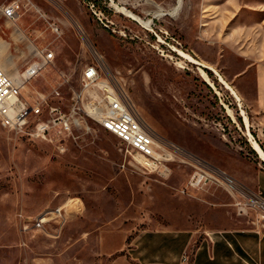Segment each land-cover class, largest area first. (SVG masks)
Masks as SVG:
<instances>
[{
	"label": "rangeland",
	"instance_id": "374dc122",
	"mask_svg": "<svg viewBox=\"0 0 264 264\" xmlns=\"http://www.w3.org/2000/svg\"><path fill=\"white\" fill-rule=\"evenodd\" d=\"M12 1L21 6L16 21L0 15V66L21 74L32 48L54 53L26 96L50 92L62 78L65 108L85 67L97 65L157 140L177 151L166 172L143 174L124 164L113 135L94 126L52 142L0 126V264H105L98 261L102 230L112 246L127 234L128 249L146 231L264 224L251 202L264 200V158L251 143L264 155V133L250 66L264 64V0H181L174 16L163 17L176 0H0V8ZM199 170L226 174L235 191L213 182L182 194ZM59 207L69 214L56 238L31 228L30 219Z\"/></svg>",
	"mask_w": 264,
	"mask_h": 264
},
{
	"label": "built area",
	"instance_id": "2783aa9c",
	"mask_svg": "<svg viewBox=\"0 0 264 264\" xmlns=\"http://www.w3.org/2000/svg\"><path fill=\"white\" fill-rule=\"evenodd\" d=\"M20 6L19 1H12L1 7L0 13L5 20L16 21ZM53 31L57 32V29L53 28ZM53 60L51 50L35 48L18 77L8 75L0 68L1 128L31 140L52 142L54 137L72 138L77 131L91 134L94 126L115 137L124 164L143 174H163L168 170L167 164L174 160L177 150L157 140L127 92L119 83L101 78L97 65L85 67L79 89L71 91L69 104L65 108L61 104L60 88L66 81L62 78L50 92L33 91L32 96H26V85ZM213 182L229 193L235 191L232 178L226 174L199 170L190 177L181 193ZM65 213L69 214L63 207L45 210L30 219L31 228L45 233L47 237L56 238L55 233H60L66 222ZM53 225L55 228L49 229L53 233L48 232Z\"/></svg>",
	"mask_w": 264,
	"mask_h": 264
},
{
	"label": "crops",
	"instance_id": "0c3cea01",
	"mask_svg": "<svg viewBox=\"0 0 264 264\" xmlns=\"http://www.w3.org/2000/svg\"><path fill=\"white\" fill-rule=\"evenodd\" d=\"M250 66L254 70V103L264 133V64L253 61ZM127 238V234L120 235L117 244L112 246L102 230L98 261L105 264H264V224L221 230L191 227L146 231L133 239L128 249Z\"/></svg>",
	"mask_w": 264,
	"mask_h": 264
},
{
	"label": "bare ground",
	"instance_id": "6f19581e",
	"mask_svg": "<svg viewBox=\"0 0 264 264\" xmlns=\"http://www.w3.org/2000/svg\"><path fill=\"white\" fill-rule=\"evenodd\" d=\"M180 4H181V0H176V6H175V8L172 10V12H161L158 16L159 17H163V16H165V15H168V16H174L175 15V13H176V11L179 9V7H180ZM117 9L118 10H120V11H122L123 12V14H124V16H126V17H128V18H130V19H132L134 22H136V23H138L139 25H141V27H143V28H145L146 30H151V23L148 21H144V20H142V19H140L138 16H136V15H134V14H132L131 12H129V11H127V10H125V9H123V8H118L117 7ZM23 36L21 35V38H22ZM23 39H25L24 37H23ZM2 49V47H0V50ZM34 51H35V48H32V51H31V53H29L30 55H32L33 53H34ZM183 55V54H182ZM190 63H194V64H199L201 67H206L205 69H209L210 70V67H208V66H202V64H200L199 62H197L196 60H194L193 58H191L190 56H187V55H183ZM1 65H3L2 63H1ZM8 66H9V64H7ZM0 68L4 71V72H6V68H5V66L3 65L2 67L0 66ZM13 68V70H14V74L13 75H11V76H13V77H18L19 76V72L18 71H16V69H15V67L13 66L12 67ZM7 73V72H6ZM29 73V72H28ZM28 73H25V75H27ZM8 74V73H7ZM216 74V76H218V78H219V81H220V83L225 87V89H227V90H229L230 91V93H231V95L237 100V101H239L240 99H239V97H238V95L236 94V92L217 74V73H215ZM9 75V74H8ZM39 75V74H38ZM201 75H202V78H203V80L206 82V83H208V84H212L211 82H210V80H209V78H208V76L201 70ZM242 113H243V111H242ZM244 115V114H243ZM244 117V121H245V125H246V127L248 128V121H247V118H246V116L244 115L243 116ZM251 143H252V146H253V148L254 149H256L260 154H261V156L264 158V155L261 153V150L259 149V147H258V145H257V143L256 142H254V141H251ZM251 202H252V205L255 207V208H257L259 211H260V213H263L264 214V202L263 201H261L260 199H258V198H255V199H253V200H251ZM261 217H262V219L264 220V215H260Z\"/></svg>",
	"mask_w": 264,
	"mask_h": 264
},
{
	"label": "water",
	"instance_id": "95a60500",
	"mask_svg": "<svg viewBox=\"0 0 264 264\" xmlns=\"http://www.w3.org/2000/svg\"><path fill=\"white\" fill-rule=\"evenodd\" d=\"M205 69V68H204ZM208 70V69H207Z\"/></svg>",
	"mask_w": 264,
	"mask_h": 264
}]
</instances>
